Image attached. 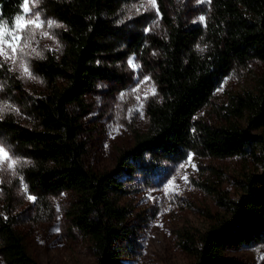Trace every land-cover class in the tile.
Wrapping results in <instances>:
<instances>
[{
  "label": "trees",
  "instance_id": "16d2710c",
  "mask_svg": "<svg viewBox=\"0 0 264 264\" xmlns=\"http://www.w3.org/2000/svg\"><path fill=\"white\" fill-rule=\"evenodd\" d=\"M142 1L47 0L40 10L59 25L53 28L59 47L41 48L28 59L39 83L27 86L0 71L1 104L8 106L0 113V142L19 161L16 174L1 185L5 264H39L18 226L50 218V199L62 191L76 194L66 215L91 241L93 264H124L140 248L137 226L120 203L125 182L140 176L147 186L160 184L191 154L244 163L236 199L212 180L199 184L216 195L223 211L208 213L204 231L179 233L180 247L194 264H230L227 249L264 242V77L255 90L228 98L224 126L196 118L251 60L264 65V0H211L206 23L196 26L172 17L174 0H155L156 9L135 7ZM21 11L22 0H0V20L9 27ZM157 14L164 37L147 32ZM152 50L161 52L153 77L160 99L147 107L146 131L132 130L133 144L119 152L111 169L89 168L86 94L98 81L117 76L118 64L132 54L146 65ZM27 193L36 197L32 215L18 210Z\"/></svg>",
  "mask_w": 264,
  "mask_h": 264
},
{
  "label": "rangeland",
  "instance_id": "374dc122",
  "mask_svg": "<svg viewBox=\"0 0 264 264\" xmlns=\"http://www.w3.org/2000/svg\"><path fill=\"white\" fill-rule=\"evenodd\" d=\"M46 1L36 0L33 3V0H29L30 14L39 13L40 20L44 21L43 28L35 29L36 36L32 43L35 52L27 49L30 54L23 57L26 67L34 78L23 74V70L19 67L21 62L19 57L15 64L0 57V71L4 70L18 76L27 86L39 83L28 59L36 55L41 48L52 51L59 47L58 37L53 30L56 21L44 16L40 10ZM210 1L174 0L168 8L172 17L181 19L185 25H204L210 12ZM155 6L151 0L135 5L142 10L156 9ZM201 17L204 19L201 20ZM48 21L53 22V27H47ZM147 32L155 36H165L166 30L160 14L151 21ZM44 33L47 35L45 36ZM160 59L161 52L152 50L147 57L148 63L144 65L135 54H132L118 64L117 76L98 81L95 88L86 94L85 98L90 106L82 120L86 128L85 160L89 168L95 171L111 169L119 152L133 144L132 130L146 131L147 107L150 102L160 99L153 78ZM129 61H132V64ZM262 77H264L263 63L256 59L251 60L246 68L228 78L210 103L198 112L196 118L212 126H224L226 121L222 117V107L227 103L228 98L244 91L255 90L258 80ZM133 89L138 91L133 92ZM122 94H124L123 98H121ZM2 98L0 93V108L3 107ZM10 155L17 160L11 152ZM189 157L178 167H171V175L160 184L147 186L141 181L140 176L125 182V193L120 203L128 209L130 222L137 226L140 248L134 257L124 259V264H194V257L180 247L179 233L183 230H190L193 233L202 232L211 223L208 213L218 215L223 211L217 203L216 195L205 192L199 184L212 180L220 192L231 199L237 198L236 183L244 171L242 159L198 158L192 154ZM181 165L184 167L181 168ZM16 168L17 164L13 172L6 164L0 165V197L2 183L16 174ZM213 171L221 177L217 175L213 177ZM185 176L187 181L183 179ZM173 178V187L178 185L179 188L166 194L165 188ZM29 196L34 197V201L28 199ZM75 201L74 192L62 191L50 199L52 209L50 218L18 226L31 254L39 264L95 262L91 241L76 228L71 227L70 219L66 215V211ZM35 202L36 197L27 193L20 201L18 210H24L32 215L35 212ZM57 228L59 232L55 231ZM224 256L230 264H264V242L227 249ZM0 264H5L1 256Z\"/></svg>",
  "mask_w": 264,
  "mask_h": 264
},
{
  "label": "snow or ice",
  "instance_id": "6c2138e0",
  "mask_svg": "<svg viewBox=\"0 0 264 264\" xmlns=\"http://www.w3.org/2000/svg\"><path fill=\"white\" fill-rule=\"evenodd\" d=\"M36 0H33L35 3ZM154 4L155 0H151ZM201 20L204 18L201 17ZM59 26V25H56ZM44 27V21L40 20L39 13L30 14L29 8V0H22V14L17 16L12 23L11 27H9L8 22L4 20H0V57H3L5 61L11 60L13 64L16 63L17 58H20V65L19 67L23 70V74L28 76L29 78L32 77L30 71L26 67L23 57L29 55L30 53L27 49H31L32 52H35V48L32 47V43L35 40L36 32L35 29H41ZM47 27H53V22L48 21ZM46 36L47 33H44ZM203 51V49H201ZM132 64V61H129ZM146 80L148 78H145ZM138 91V89H133V92ZM153 94H155L153 92ZM123 95L121 98H123ZM139 99V97H137ZM8 106L4 105L3 108H0V111H3ZM191 160V156L189 157V161ZM19 163L18 160L13 159L10 155V151L6 148L5 145L0 144V165H7V167L11 170L15 169V165ZM184 165H181L183 168ZM193 167H195L193 165ZM185 181H187V177H183ZM174 178L173 180L169 181L165 188L166 194L169 191H176L179 186L176 185L173 187ZM151 198V197H150ZM28 199L34 201V197L29 196ZM56 232H59V229H55Z\"/></svg>",
  "mask_w": 264,
  "mask_h": 264
}]
</instances>
